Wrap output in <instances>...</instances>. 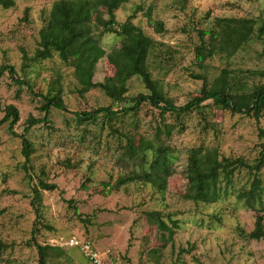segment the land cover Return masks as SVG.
<instances>
[{"label":"rangeland","instance_id":"374dc122","mask_svg":"<svg viewBox=\"0 0 264 264\" xmlns=\"http://www.w3.org/2000/svg\"><path fill=\"white\" fill-rule=\"evenodd\" d=\"M54 1L14 0L13 6L0 7V67L11 65L12 74L27 82L18 84L9 70L0 76V120L8 106H15L19 118L14 131L23 134L29 118L44 117L45 98L59 90L68 108L52 107L48 122L30 127L29 161L21 137L9 130L8 121L0 123V264H38L36 243L56 248L49 250L46 264H88L79 247L68 245L71 238L90 241L103 252L104 261L108 255L133 264H264V239L241 233L254 229L259 213L237 197L255 173L240 169L228 194L215 203L183 196L188 149L215 146L225 156L253 162L264 148V114L257 119L209 103L205 114L162 117L147 102L124 112L122 108L134 105L139 94L149 92L137 76L129 80L122 102L99 88L82 92L74 68L58 54L32 59ZM150 8L153 19L164 23V31L158 32L150 22ZM219 16L264 20V0H129L116 10L119 23L131 18L155 40L150 70L178 105L199 95L204 83L212 82L224 68L239 75L264 70V35L230 58L217 54L204 63L197 61L198 31L211 27ZM107 18L104 13L103 21ZM118 43L115 34L101 36L107 52ZM24 56L30 58L26 67ZM114 73L105 56L97 63L93 80L104 81ZM247 84H264V76L250 74ZM101 106L119 110L118 116L111 121L102 116L80 121L75 114ZM165 124L176 126L170 136L162 134L174 149L175 172L166 191L140 182L118 186L117 180L133 168L121 155L126 136L152 139ZM258 175L264 179V165ZM40 180L55 183V189H43ZM154 210L169 223L170 217L179 220L172 237L147 221Z\"/></svg>","mask_w":264,"mask_h":264},{"label":"trees","instance_id":"16d2710c","mask_svg":"<svg viewBox=\"0 0 264 264\" xmlns=\"http://www.w3.org/2000/svg\"><path fill=\"white\" fill-rule=\"evenodd\" d=\"M127 1L129 0H55L45 24L40 29L38 47L32 59H49L58 54L61 60L74 68L82 92L99 88L115 102L125 101L129 80L135 76L140 77L149 92L139 94L134 105L122 108L124 112L136 110L142 102H147L158 108L162 117L167 113L182 116L193 111L205 114L209 103L223 110L249 114L257 119L264 114V84H247L250 74L264 76V70H247L239 75L234 70L224 68L212 82L204 83L199 95L182 105L174 103L153 78L150 70L149 56L156 47L155 40L131 18L122 23L116 18V10ZM14 3V0H0V7H11ZM104 13L108 18L103 21ZM147 16L158 32L164 31V23L153 19L151 8L147 10ZM107 32L115 34L119 41L118 46L109 52L101 45V36ZM198 35L200 42L195 50L199 63H204L217 54L230 58L250 40L264 35V20L219 16L211 27L200 29ZM105 56L115 67V73L104 81L95 82L93 76L96 65ZM29 60L30 58L24 56L25 67ZM6 70L11 71L13 68L8 64L2 65L0 76ZM11 76L20 85L27 83L24 79L16 78L12 71ZM45 100L42 106L44 117L29 118V125L24 128L23 134L14 131V125L19 118L15 106H8L6 115L0 120V123L8 121L9 130L21 137L25 161L30 160L33 151L32 142L26 136L30 127L40 122H48L52 107L68 110L60 90L47 96ZM118 113L119 110L112 106L75 111L80 121H95L101 116L111 121ZM175 127L171 124L158 127L152 139L126 136L127 142L121 155L132 163L133 168L117 180L118 186L140 182L152 185L162 193L166 191L169 178L175 172L171 162L174 149L164 141L162 134L170 136ZM261 134L264 136V130H261ZM263 165L264 148L253 162H249L243 157L225 156L215 146L191 147L187 155L183 196L195 202L215 203L228 194V187L233 184L240 169L248 168L255 176L249 187L240 190L237 197L246 207L259 214L254 229L249 233L241 230V233L247 238L264 239V179L258 175ZM40 186L52 190L56 184L40 180ZM148 217L147 221L153 222L169 237L173 236L174 227H179V220L170 217L169 223L158 210L149 212ZM36 246L39 251L38 264H46L48 252L56 249L55 246L39 243ZM121 259L132 263L123 257Z\"/></svg>","mask_w":264,"mask_h":264},{"label":"built area","instance_id":"2783aa9c","mask_svg":"<svg viewBox=\"0 0 264 264\" xmlns=\"http://www.w3.org/2000/svg\"><path fill=\"white\" fill-rule=\"evenodd\" d=\"M68 245L70 247H79L88 259V264H132L121 258H110L108 255H106L107 260L104 261L102 258V253L99 252L88 240H79L77 238H71L68 241Z\"/></svg>","mask_w":264,"mask_h":264},{"label":"crops","instance_id":"0c3cea01","mask_svg":"<svg viewBox=\"0 0 264 264\" xmlns=\"http://www.w3.org/2000/svg\"><path fill=\"white\" fill-rule=\"evenodd\" d=\"M101 253H103V252H101Z\"/></svg>","mask_w":264,"mask_h":264}]
</instances>
